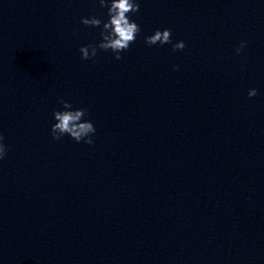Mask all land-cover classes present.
<instances>
[{"label": "water", "instance_id": "1", "mask_svg": "<svg viewBox=\"0 0 264 264\" xmlns=\"http://www.w3.org/2000/svg\"><path fill=\"white\" fill-rule=\"evenodd\" d=\"M140 2L117 60L81 58L98 0H0V264H264V0Z\"/></svg>", "mask_w": 264, "mask_h": 264}, {"label": "clouds", "instance_id": "2", "mask_svg": "<svg viewBox=\"0 0 264 264\" xmlns=\"http://www.w3.org/2000/svg\"><path fill=\"white\" fill-rule=\"evenodd\" d=\"M99 5L106 9V15L101 18L96 15L81 17V23L84 25L99 28L100 39L95 43H89L80 46L82 59H93L96 57L98 49L110 50L114 57L119 60L122 53L127 51L131 44L136 40L137 34L141 31L137 20L133 18L134 14L139 12L141 7L140 0H98ZM148 45L171 44L172 49L185 48L184 40L172 41L170 28H156L151 34L144 37ZM246 40H241L235 52L239 54L245 45ZM178 67V66H174ZM257 94L256 88H249L247 95L253 97ZM59 108L52 110L53 123L50 126L51 136L59 140L65 135L74 139L77 143L83 142L91 145L94 143V134L96 127L93 121L88 118V111L84 107H76L70 100L63 97L59 98ZM6 145L4 136L0 133V160L6 154Z\"/></svg>", "mask_w": 264, "mask_h": 264}]
</instances>
